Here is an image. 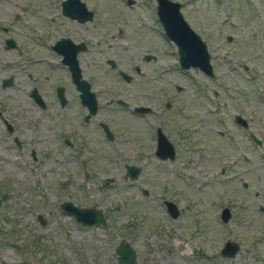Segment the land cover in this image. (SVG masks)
<instances>
[{
    "label": "rangeland",
    "instance_id": "rangeland-1",
    "mask_svg": "<svg viewBox=\"0 0 264 264\" xmlns=\"http://www.w3.org/2000/svg\"><path fill=\"white\" fill-rule=\"evenodd\" d=\"M82 1L94 12L84 25L62 18L60 0H0V264H116L121 239L136 251L135 264H264V147L254 148L252 165L239 162V178L230 179L233 171L217 174L223 163L215 153L209 160L199 151L200 144H220L214 125L210 133L182 126L184 112H221L227 123L224 114L254 112L256 128L264 122V0H172L205 42L212 78L178 67L175 47L156 31L155 0ZM123 19L126 39L116 33ZM66 33L88 43L78 65L97 111L87 121L45 44ZM6 38L14 48L4 49ZM147 49L155 61L141 60ZM7 77L13 85L2 88ZM57 85L70 99L63 109L54 99ZM32 87L45 109L28 98ZM139 105L155 113L134 114ZM156 125L175 146L174 160L154 156ZM234 136L240 146L243 135ZM125 165L139 167L134 180ZM65 200L100 208L105 225L76 224L58 208ZM164 201L177 207L175 218ZM224 206L231 212L226 223L219 219ZM227 240L238 246L229 258L220 254Z\"/></svg>",
    "mask_w": 264,
    "mask_h": 264
},
{
    "label": "water",
    "instance_id": "water-1",
    "mask_svg": "<svg viewBox=\"0 0 264 264\" xmlns=\"http://www.w3.org/2000/svg\"><path fill=\"white\" fill-rule=\"evenodd\" d=\"M130 2H132V0H127V3ZM60 5L61 14L66 17L75 19L80 23L91 20L92 11L87 9L82 0H62ZM155 5V16L161 26L164 36L175 45L178 67L181 70L195 68L205 76L212 78V65L210 63V57L206 44L199 37V35L191 29L183 18L180 12V3L172 0H155ZM228 40H230V38H228ZM5 44L7 49L13 46L11 39H6ZM55 49L57 53L62 56L61 62L67 66L70 78L78 90L79 102L83 107H85L87 112V114L83 117L84 121H86L89 116L95 114L97 102L89 84L81 78L80 69L75 59V52L83 50L82 45L79 44L76 48H70L69 46L63 47V45L62 47L55 46ZM110 66L113 67L114 64L110 62ZM119 74L125 82H128L129 76L127 74L123 72H119ZM10 83V79H4L2 81V87L10 85ZM30 95L37 104L40 106L42 105L35 89H32ZM58 96L61 103H63L64 101L61 98L60 92ZM117 103L124 105V102L120 100L117 101ZM166 107H168L167 104ZM132 111L144 113L151 110L149 107L137 106L134 107ZM99 125L105 135V138L107 140H112L113 136L107 125L103 123H100ZM7 130H11L10 126H7ZM156 136L157 142L155 156L160 160L167 158L169 160H173L174 154L172 145L159 129L156 131ZM14 144L18 146L19 142L14 139ZM138 174L139 168L137 166L125 165V176H127L129 180H134ZM163 204L169 217L175 218L178 215V210L174 203L171 201H164ZM58 208L67 216H70L76 224L81 226L88 227L92 225H105V219L100 208H94L92 206L78 207L68 200L60 202ZM230 217V210L227 207H222L219 212L220 221L222 223H226ZM40 221L43 222L42 220ZM237 250V244L227 240L220 249V254L223 257L229 258L233 257ZM113 251L115 254L116 264L136 263V251L126 240H119Z\"/></svg>",
    "mask_w": 264,
    "mask_h": 264
},
{
    "label": "flooded vegetation",
    "instance_id": "flooded-vegetation-1",
    "mask_svg": "<svg viewBox=\"0 0 264 264\" xmlns=\"http://www.w3.org/2000/svg\"><path fill=\"white\" fill-rule=\"evenodd\" d=\"M61 1L62 0H60V3H61ZM60 3H59V6H60V15L67 22H69V23H75L77 25H84L85 23H89V22H92L94 20V12L92 10H91L92 11L91 20L84 21L82 23L76 21L75 19H71L69 17L64 16V15L61 14V5H60ZM125 4L128 5V6H130V5L134 4V0H132V2H130V3H127V0H125ZM156 21H157V19H156ZM96 24L97 25H99V24L101 25L102 24L103 26H105V23L103 21H101V23L97 22ZM158 24H159V22H158ZM121 25L124 28H121V29H118L117 30V32H116L117 33V36L119 38L126 39L125 27H127V24H126L125 19L122 20ZM107 26H108V23H107ZM156 31L160 34V36L162 38L165 39L166 42L170 43L173 47H175V45L171 41H169L168 39H166V37L164 36L163 31H162L161 28L160 29H157ZM193 31L197 35H199L195 30H193ZM112 36H114V35H112ZM199 37H200V35H199ZM6 39H11V41L13 43V46L11 48H8V49L14 48L15 47L14 40L12 38H6ZM5 40H4V49H7L6 48V44H5ZM60 43H61V45H60ZM45 44H46V47L50 50V52H52L53 55L57 58L56 59L57 60V64L62 69H64L66 71V73H67V75L69 77L70 84H71L73 90L76 92V98L79 99L78 98V94H79L78 93V90H77L75 84L72 82V80L70 78V74H69V71L67 70V66L64 65L61 62L62 56L59 53H57V51L55 49V46L56 47H62V45H63V47L64 46H69L70 48H76V46H78L79 44L82 45L83 50H80V51L75 52V59H76L77 64H78V60H79V57L78 56H79V54H81V53H83V52H85V51L88 50V43L85 40H83V39L76 40V39H74L73 35H71V33H66L64 35H60V36L54 38L52 44L51 43L49 44L48 42H46ZM148 50L149 49H147L144 53H142L141 60L144 61V62L155 61V56L153 54H151ZM108 64H109V67L110 68H112V69L115 68V64L114 63H113L114 64L113 67L110 66V61L108 62ZM132 69H133V71L136 74H140L139 67L137 65H134ZM244 69L246 70L247 68L244 66ZM191 70L196 71L199 74L204 75L203 73H201L199 70H197L195 68H189V69L183 70V71H191ZM119 72H123V71L116 70V73L120 76ZM80 74H81V70H80ZM120 78H121V76H120ZM4 79H10V82L11 83L8 86H12L13 85V77H7V78H3L1 80V87H2V81ZM130 80H131V76H129L128 82ZM32 89H35L36 90V92H37V94H38V96L40 98L41 104H42L41 106L39 104H37L34 101V99L31 97L30 93H31ZM177 90H180V89L178 88ZM59 92L61 93V98L64 101L63 103H61L60 98L58 96L59 95ZM53 93H54V99H55V101H56V103H57V105H58V107L60 109H63L64 107H66L69 104L70 99H69L68 95L65 92V88L62 85L55 86L54 87V90H53ZM27 96L39 108L45 109L46 102L43 99V96L37 91L36 88L32 87L29 90ZM166 104L168 105V107H166ZM139 106H145V105H139ZM145 107H149V106H145ZM163 107L165 109H170L171 105H170L169 102H167L165 100L164 101V104H163ZM149 108L151 110L149 112H144V113L133 112V111L132 112L134 114H137V115H140V116H145V115H148V114L155 113V111L151 107H149ZM96 111H97V109H96ZM86 114H87V112H86ZM86 114H84V115H86ZM174 114L176 116H181V112H174ZM215 115H216V117H215ZM219 115H221V112H189V113L184 112L182 116H183V121H185V123H183L182 126H183V129L185 130L186 133H197V132H199L200 129H204L206 132H209L210 130L208 128L211 127L212 125H214V126H212L213 127V131L215 132L214 134L221 140L220 144H214L212 142L211 143L208 142L207 144L206 143H203V144H200L199 151L201 153H204V155H207L208 158H209V155H211L210 158H212V156H213L214 153L217 155V159L220 160L219 164H222L223 163V165H221L219 167V169L217 171V174L223 175L224 172L226 170H228V172H231V171L234 172V175H229L228 178H230V179H232V178H234V179L235 178H239V172L236 171L234 169V167L238 166V163L239 162L246 163L247 165H250V164L252 165L254 148L255 147L256 148H262V147H264L263 146L264 145V122L260 119V123L262 125L259 128H256V123H255V118H254V112H237V111H235V112H229L228 115H225L224 114L225 120L228 121V123L225 122V121H221L223 119L219 118L218 117ZM92 116H89V118L92 117ZM206 117H207V119H206ZM167 122H170V124H172L171 122H175V120H173V119L172 120H167ZM100 123H102V122H98V126L99 127H100V125H99ZM260 123H257V125H259ZM216 124L218 126H220V127L216 128L215 127ZM230 124L232 125L231 128H230V126H231ZM165 126H166V124H165ZM157 129L160 130V132L166 137V139L172 145V147H173V154H174L173 160H174L175 159V154H176L175 146L170 142V140L167 138V135L162 131V129H161V127L159 125H156L155 128H154V134H155V137H154V139H155L154 156H155V148H156V142H157V136H156ZM232 129L236 130L237 134H234V133L232 134ZM234 135H237L239 137L241 135H243L244 142L241 141V145L240 146L235 141V138H234L235 136ZM103 136L105 138L104 133H103ZM112 136H113V134H112ZM186 137L187 136H184L183 139L186 140ZM112 139H113V137H112ZM108 141H110V140H108ZM64 142L67 145H71V143L67 139H65ZM187 151H189V149H187ZM263 152H264V150H263ZM210 158H209V160H211ZM223 159H225V160H223ZM261 159H262L261 162H262V164L264 166V155L262 156ZM158 160H160V159H158ZM165 160H169V159L167 158V159H164V160H161V161H165ZM169 161H171V160H169ZM246 171L247 172L248 171H251L250 167L248 168V170H246V169L243 170V172H245V173H246ZM139 172H140V169H139ZM241 186L244 189L247 188V184L245 182H242ZM259 210L261 212H263V208L260 207Z\"/></svg>",
    "mask_w": 264,
    "mask_h": 264
}]
</instances>
